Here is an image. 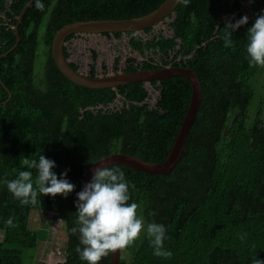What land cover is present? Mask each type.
I'll use <instances>...</instances> for the list:
<instances>
[{
  "label": "trees",
  "instance_id": "obj_1",
  "mask_svg": "<svg viewBox=\"0 0 264 264\" xmlns=\"http://www.w3.org/2000/svg\"><path fill=\"white\" fill-rule=\"evenodd\" d=\"M0 0V264H46L35 252L48 230L33 229V212L53 213L65 225L57 264H85L75 226L77 193L85 171L97 160L125 153L162 163L169 156L187 114L192 86L184 77L155 80L160 92L155 106L143 82L115 89H90L70 81L52 54L53 38L67 24L145 16L166 0ZM190 0L178 4L171 17L172 36L145 38L131 31L105 33L130 38L133 52L147 56L127 60L124 72L166 66L191 68L199 76L203 97L182 160L171 174H150L116 164L130 184V203L140 205L145 224H163L164 246L172 257H156L145 235L127 251L120 264H253L264 260V68L251 67L246 52L247 30L264 14V0ZM238 14L235 16V14ZM232 48H225V19L243 16ZM154 27L143 30L151 35ZM79 35L68 36L71 42ZM65 55L71 58L65 46ZM94 52L89 76L96 77ZM120 59H117V69ZM78 70L79 66L71 62ZM119 103V104H118ZM53 160L58 178L65 170L75 185L67 198L39 196L23 206L2 181L25 169L23 157ZM33 171L35 177L36 171ZM134 184L133 189L131 185ZM155 212L152 216L150 213ZM12 218L9 227L6 221ZM45 227V228H44ZM111 254L100 264H109Z\"/></svg>",
  "mask_w": 264,
  "mask_h": 264
},
{
  "label": "clouds",
  "instance_id": "obj_2",
  "mask_svg": "<svg viewBox=\"0 0 264 264\" xmlns=\"http://www.w3.org/2000/svg\"><path fill=\"white\" fill-rule=\"evenodd\" d=\"M176 2L185 7L190 4V0ZM35 7L39 11L45 8L42 0H35ZM248 22L246 15L235 22L225 19L222 29L225 48L233 47V33ZM247 39L246 52L250 66L264 68V14L258 15L252 27L247 30ZM21 164L27 170H21L14 179L2 182L23 206L37 205L39 196L59 195L67 198L75 189V185L66 178L68 170L58 178L53 171L55 162L42 154L38 159L23 157ZM32 170L36 171L35 177ZM131 187L134 189L135 185ZM129 188L124 171L112 166L96 168L92 180L77 193L75 226L70 231L79 236V246L75 252L85 264H100L110 254L125 252L145 235L156 257H172V252L164 246L166 227L155 221L145 224L138 211L140 205L130 203ZM150 215L155 216L156 213ZM6 225L14 226L13 219L9 218ZM253 264H264V260L256 257Z\"/></svg>",
  "mask_w": 264,
  "mask_h": 264
},
{
  "label": "water",
  "instance_id": "obj_3",
  "mask_svg": "<svg viewBox=\"0 0 264 264\" xmlns=\"http://www.w3.org/2000/svg\"><path fill=\"white\" fill-rule=\"evenodd\" d=\"M31 0L23 9L19 16L18 24L16 25L17 43L9 51L15 49L19 37V24L21 23L24 14L29 8ZM178 6L176 0H166L160 7L153 12L138 18L132 19H102V20H90L79 21L65 25L57 31L53 38L52 54L56 65L60 71L73 83L81 87H87L90 89H115L122 85L143 82L151 83L155 80H163L170 77H184L192 86V96L187 114L182 122L175 144L167 157L162 163H153L142 160L136 156L125 153H113L105 156L96 162H94L84 173L81 181V190L84 186L92 180L94 170L96 168L109 167L111 165L121 164L138 169L150 174H171L178 166L183 158L185 148L187 145L188 137L191 132L192 126L197 118L198 112L201 107L203 97V86L199 76L194 70L187 67H174L166 66L161 69L155 70H137L133 72H120L109 76H96L91 77L84 74L79 70H75L71 66V61L65 55V46L68 36L82 35V34H105L121 32H139L146 28L155 27L164 22L175 13V9ZM122 259V252L111 254V260L109 264H120Z\"/></svg>",
  "mask_w": 264,
  "mask_h": 264
},
{
  "label": "rangeland",
  "instance_id": "obj_4",
  "mask_svg": "<svg viewBox=\"0 0 264 264\" xmlns=\"http://www.w3.org/2000/svg\"><path fill=\"white\" fill-rule=\"evenodd\" d=\"M243 13H247L249 0H244ZM238 14L236 13L235 16ZM172 19H167L164 22L154 27L153 33L150 35L144 34L143 31L137 32L138 35L145 38H150L153 34L162 33L164 36H172L173 31L170 28ZM130 38L126 35L120 39L115 37H107L102 34H82L77 36L71 42L66 43V47L71 54L70 60L78 64L79 69L84 74H89L91 65L94 63V52L98 54L95 61L97 76H109L123 72L127 67V60L130 57H136L139 62L143 61L147 56H142L138 52H133L129 45ZM117 59H120L116 69L115 64ZM146 87L150 93L148 103L155 106L160 98V92L150 83H146ZM119 104V103H118ZM31 227L33 229L42 228L45 224L48 230V239L33 252L35 260L45 262L46 264H57L65 260V251L62 249L63 233L65 225L61 219L53 218V213H43L40 211L33 212L31 219ZM0 239L2 233L0 232Z\"/></svg>",
  "mask_w": 264,
  "mask_h": 264
}]
</instances>
